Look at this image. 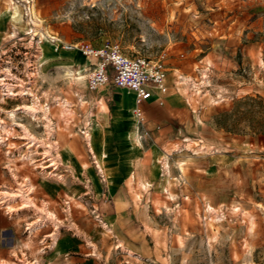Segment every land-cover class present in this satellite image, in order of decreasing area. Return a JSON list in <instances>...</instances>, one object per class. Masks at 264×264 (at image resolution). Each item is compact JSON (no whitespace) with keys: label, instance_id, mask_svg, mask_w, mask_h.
Returning <instances> with one entry per match:
<instances>
[{"label":"crops","instance_id":"0c3cea01","mask_svg":"<svg viewBox=\"0 0 264 264\" xmlns=\"http://www.w3.org/2000/svg\"><path fill=\"white\" fill-rule=\"evenodd\" d=\"M68 58L48 61L72 68ZM172 76L166 93L153 88L142 103V121L127 87L83 92L104 100L87 149L61 136L51 158L18 171L14 153L0 148V264H174L169 243L187 197L250 211L231 212L213 231L204 223L198 233H264V136L218 128L169 86ZM192 140L199 150L184 145ZM178 233L192 232L180 225Z\"/></svg>","mask_w":264,"mask_h":264},{"label":"rangeland","instance_id":"374dc122","mask_svg":"<svg viewBox=\"0 0 264 264\" xmlns=\"http://www.w3.org/2000/svg\"><path fill=\"white\" fill-rule=\"evenodd\" d=\"M31 3L40 19V32L52 33L53 29L68 40L92 43L109 39L130 56L156 59L165 53L161 60L166 76L173 75L169 86L185 91L206 120L234 134L264 129V0ZM3 8L0 24L6 18L10 22L0 30V148L14 153L18 171L35 157L47 154L51 158L61 136L77 138L87 149L95 129L91 119L104 103L102 98L90 99L83 94L93 92L87 87L88 60L43 41L34 51L36 71L29 73L27 60L33 46L25 33L28 27L21 5L16 0H0V11ZM13 31L19 32L18 37L10 36ZM61 53L69 55L72 68L59 59L48 61ZM12 65L20 71L15 75L19 80L14 81L23 88L8 95L5 87L10 83L7 74L14 75ZM25 75H31L30 88L28 93H21L27 84ZM80 75L82 79H78ZM32 102L39 106L35 117L24 110ZM13 109L15 114L10 116L8 110ZM184 145L193 151L200 146L194 140ZM205 149L209 147L202 151ZM182 199L186 205L176 211L174 239L169 243L174 264H264V233H198L204 223L211 231L218 229L233 213V207L223 208L227 217L216 220L220 208L210 204L208 209L209 203L198 197ZM236 207L233 214H250L242 206ZM205 213L210 220L204 222L201 216ZM45 214L49 216L47 211ZM180 225L192 233H184V237L178 233Z\"/></svg>","mask_w":264,"mask_h":264},{"label":"built area","instance_id":"2783aa9c","mask_svg":"<svg viewBox=\"0 0 264 264\" xmlns=\"http://www.w3.org/2000/svg\"><path fill=\"white\" fill-rule=\"evenodd\" d=\"M16 1L21 5L22 18L28 27L25 33L29 34L28 42H31L30 46H33L32 53L27 60L29 63L26 68L29 73L36 71V64H33V62L37 61V55L34 53L35 49H39L41 42L47 41L53 46H59L66 50H78L84 57L88 58V89L96 90L106 83L131 89L134 93L133 114L138 121H142L141 105L151 96L152 89L157 88L163 94L168 91L166 71L161 60L165 53H161L156 59L142 55L130 56L121 50L117 42L109 39H105L100 43L83 40L65 41L56 33L44 34V32H40L42 29L38 25L40 19L34 15L31 0ZM18 33V31H13L10 36L16 38ZM10 70L13 71L14 75L7 74L10 83L5 88L8 95H13L19 92V87L23 88V86L18 81H14L19 80V78H15L16 73L20 72L19 70L17 71V66L12 65ZM25 79L27 84L21 93H28L27 89L30 88L29 80L31 75H25ZM162 100V97H160L159 102H162ZM177 177L181 178L180 169ZM205 210L210 212L206 207ZM216 211V220L225 218V212L222 209ZM201 218L204 222L210 220L206 213Z\"/></svg>","mask_w":264,"mask_h":264},{"label":"bare ground","instance_id":"6f19581e","mask_svg":"<svg viewBox=\"0 0 264 264\" xmlns=\"http://www.w3.org/2000/svg\"><path fill=\"white\" fill-rule=\"evenodd\" d=\"M53 46V45H52ZM54 48H56V49H63V48H61V47H59V46H53ZM64 50V49H63ZM68 52H74L76 55H79V56H81V57H83V58H85L78 50H70V51H68ZM79 64V63H78ZM77 71L79 70V69H76ZM79 78H83V76H78V79ZM38 108H39V106H38V104H36L35 102H32L31 104H27V105H25L24 106V110H26L30 115H32L33 117H35V112L38 110ZM8 113H9V115L10 116H14V114H15V110L13 109V110H8ZM47 116V115H46ZM87 135V137H88V139H89V133H87L86 134ZM209 208H212V206H210V205H208V209Z\"/></svg>","mask_w":264,"mask_h":264},{"label":"trees","instance_id":"16d2710c","mask_svg":"<svg viewBox=\"0 0 264 264\" xmlns=\"http://www.w3.org/2000/svg\"><path fill=\"white\" fill-rule=\"evenodd\" d=\"M253 100H255V99H253ZM253 133L262 134L264 136V129H260V130H257V131H253Z\"/></svg>","mask_w":264,"mask_h":264}]
</instances>
